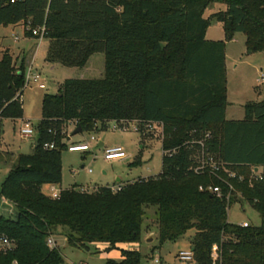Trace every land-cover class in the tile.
Instances as JSON below:
<instances>
[{
	"label": "trees",
	"instance_id": "obj_1",
	"mask_svg": "<svg viewBox=\"0 0 264 264\" xmlns=\"http://www.w3.org/2000/svg\"><path fill=\"white\" fill-rule=\"evenodd\" d=\"M217 1L225 9L205 18ZM212 20L222 24L223 40L206 39ZM19 24L33 38L40 37L34 29L44 28L46 62L82 68L101 52L104 74L65 79L55 94L43 95L34 147L17 157L1 184L0 237L11 245L0 246V264H65L58 246L46 244L58 227L67 229L69 245L85 250L138 241L150 206L156 207L160 245L194 229V264H264V180L252 172L264 166V97L246 102L242 119H225V41L242 32L248 50L264 51V0H0V27ZM24 76V64L17 66L0 49V126L22 119ZM120 121L135 122L143 138H153V124L162 125L158 175L120 183L118 191L72 185L60 189L58 198L43 193V185L61 182L62 124L75 122L83 132ZM210 127L219 133L210 132L205 148L242 176L239 181L223 175L257 211V226L228 221L237 193L227 203L199 190L207 185L227 190L209 171L192 169L195 142ZM45 142L55 147L44 148ZM106 264H141V255L122 250L120 260Z\"/></svg>",
	"mask_w": 264,
	"mask_h": 264
},
{
	"label": "rangeland",
	"instance_id": "obj_2",
	"mask_svg": "<svg viewBox=\"0 0 264 264\" xmlns=\"http://www.w3.org/2000/svg\"><path fill=\"white\" fill-rule=\"evenodd\" d=\"M224 8L223 3L213 2L206 8L204 17L224 10ZM21 31L22 27L17 28L12 35L10 32H0V46L9 45L13 54L17 55L20 43L13 39L14 36L23 39ZM205 37L223 40L222 24L212 20ZM31 67V72L36 71L40 74V81L45 87L40 88L38 83L27 81L24 76L21 97L22 119L28 120L36 126L42 118L43 95L55 94L58 85L68 78H102L104 56L102 53L94 54L85 68L66 67L60 64L44 66L40 61L33 63ZM225 67L227 100L225 119L240 120L244 117L246 102H258L264 97V51L248 50L245 45V35L242 32H235L230 39L225 41ZM19 124V121L3 120L0 126V188L17 157L21 153H30L35 144L36 135L30 138H21L18 135ZM75 128V122L62 124V134L65 137L62 141L66 142V145L90 141V149L85 153L70 152L67 149L62 151L61 182L56 185L58 189L76 185L79 190L81 187H85V190L90 192L96 186L111 187L120 183L124 184L138 178L158 175L162 170V127L158 124H153L150 127V131L154 134L153 138H143L132 125L120 128L118 124H111L107 129L97 128L72 134ZM212 128L204 130V134L210 133L212 130L217 131V127ZM91 136L94 138L93 140H90ZM115 147H120L125 153V157L104 159L105 149ZM89 169L91 172H88ZM117 179H120V182ZM42 191L48 194L50 187L44 186ZM5 209L11 210L10 207H5ZM0 211L3 212L2 209ZM5 214L8 215L7 212ZM155 218L156 207L150 206L145 211L138 241L119 242L110 250H106L107 243L92 244L88 250L69 245L65 237L67 231L65 227L56 228L51 237L55 240L65 264H106L107 259L120 260L122 250L139 252L141 264H152L151 257L154 255L159 257L161 264H178L175 258L176 253L179 250L191 249L194 229H189L177 239L166 241L160 245ZM227 219L233 224L242 222L249 226L260 224V216L257 211L240 195L236 196L235 202L229 204Z\"/></svg>",
	"mask_w": 264,
	"mask_h": 264
},
{
	"label": "built area",
	"instance_id": "obj_3",
	"mask_svg": "<svg viewBox=\"0 0 264 264\" xmlns=\"http://www.w3.org/2000/svg\"><path fill=\"white\" fill-rule=\"evenodd\" d=\"M11 2H14L15 0H10ZM44 28H36L32 31L33 35L39 34L40 37H42V32ZM25 76L27 81H33L38 83V86L40 88H44V84L41 83V77L40 74L37 72H31V68L28 67L25 71ZM19 127H18V135L21 138H30L34 135H36V126H34L30 121L28 120H19ZM111 124H118L120 128H125L126 126L132 125L136 129L135 122H128V121H120L118 123L112 122ZM160 127H162L161 124H159ZM203 139L197 140L195 143L198 144L199 149L196 155H194V163L193 171L195 172H202V171H209L211 174L215 175L221 182L225 184L227 187V190L224 192L221 186L219 185H207V186H199V190H205L209 193L214 194L216 197L224 198L226 202L228 203L230 201V197L232 193L239 194L234 186L225 179V177L228 178H237L239 181L242 180V176L236 175L235 172L230 171L227 169L226 165L219 159H217L212 153L208 152V150L205 148L204 140L210 138V133H205L203 135ZM94 138L91 136L90 140H93ZM44 148L52 149L55 147L53 142H45L43 144ZM66 149L70 152H87L90 149V141H86L82 144L72 143L69 145H66ZM175 150L172 151H165L167 154H171ZM125 157V153L120 147L115 148H108L104 151V159L111 160V159H120ZM88 172H91L89 169ZM255 179H262L263 176L260 172L252 170ZM225 177H224V176ZM112 191H118L121 188V184L114 185L110 187ZM85 187H81V191H87L85 190ZM60 193V189L55 188L54 186L50 187L49 195L51 198H58ZM241 226H247L244 222L240 223ZM46 244L49 248H54L56 246L55 240L50 236L46 238ZM11 245V242L6 237H0V246L1 247H9ZM216 246L212 247V258H216ZM176 260L178 261V264H194V256L191 249L189 250H179L176 253L175 256ZM152 264H161V261L157 255H154L151 257ZM73 264V263H69Z\"/></svg>",
	"mask_w": 264,
	"mask_h": 264
},
{
	"label": "crops",
	"instance_id": "obj_4",
	"mask_svg": "<svg viewBox=\"0 0 264 264\" xmlns=\"http://www.w3.org/2000/svg\"><path fill=\"white\" fill-rule=\"evenodd\" d=\"M19 27H22L21 32H22L24 38L22 39V38H19V36H14V39H13L17 43H20V46L18 47L19 53L17 55H14L13 50L10 48L9 45L0 46V49L8 50V52L13 57L17 66L20 65V63H23L24 67H25V71H26V69L28 67H30L32 70L31 65H33V63H36L37 61L42 62L44 66H51L53 64H57V63H48L45 61L47 48H48V40L43 38V37L33 38V37L25 36L24 35L25 27L23 25L19 24L16 26H11V25L1 26L0 32H2V33L3 32H10V34L12 35V33H14V31L17 30V28H19ZM20 35H21V33H20ZM208 40H213V39H208ZM99 53H101V52H99ZM99 53H95V54H99ZM92 56L88 59L85 66L82 68H85L87 66V64L89 63ZM261 168H264V166L257 167V172H260L262 174L263 180H264V170H261ZM119 182H120V179H119ZM44 186H49V187L54 186L56 188V185L52 184V185H43L42 189ZM47 195H49V193Z\"/></svg>",
	"mask_w": 264,
	"mask_h": 264
},
{
	"label": "water",
	"instance_id": "obj_5",
	"mask_svg": "<svg viewBox=\"0 0 264 264\" xmlns=\"http://www.w3.org/2000/svg\"><path fill=\"white\" fill-rule=\"evenodd\" d=\"M80 131H81L80 126H76V128L72 131V134L80 133ZM67 139H69V138H67ZM99 145H102V143H99ZM254 171H257V167L254 168ZM117 181L119 182V179H117Z\"/></svg>",
	"mask_w": 264,
	"mask_h": 264
}]
</instances>
